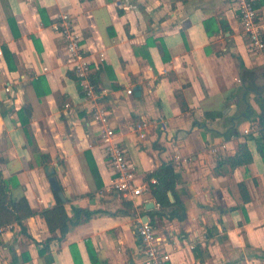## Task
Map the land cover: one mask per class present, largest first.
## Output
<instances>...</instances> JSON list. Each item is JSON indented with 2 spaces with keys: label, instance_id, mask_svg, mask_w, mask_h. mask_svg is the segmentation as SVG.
<instances>
[{
  "label": "crops",
  "instance_id": "1",
  "mask_svg": "<svg viewBox=\"0 0 264 264\" xmlns=\"http://www.w3.org/2000/svg\"><path fill=\"white\" fill-rule=\"evenodd\" d=\"M257 10L264 29V5ZM62 14L81 37L138 182L164 163L181 176L187 221L156 215L154 225L171 264H264V160L248 137L258 138L253 115L260 108L253 91L244 93L262 83L256 75L244 79L264 71V52L251 49L234 0H0V172L18 185L13 193L34 239L28 242L0 208V264H75L73 247L80 264H143L137 228L149 217L144 211L160 212L151 193L128 199L133 209L126 212L121 194L109 190L113 173L93 104L53 29ZM251 106L257 112L243 117ZM144 121L141 138L134 128ZM246 142L252 164L219 170ZM35 148L52 163L42 165ZM49 167L68 200L66 216L100 210L88 223L62 228ZM240 182L249 191L246 203Z\"/></svg>",
  "mask_w": 264,
  "mask_h": 264
},
{
  "label": "built area",
  "instance_id": "2",
  "mask_svg": "<svg viewBox=\"0 0 264 264\" xmlns=\"http://www.w3.org/2000/svg\"><path fill=\"white\" fill-rule=\"evenodd\" d=\"M234 4L251 49L257 53L264 52V29L259 21L254 0H234ZM53 29L65 40L68 65L78 80L85 98L93 104L92 119L94 123L99 125V138L113 173L109 190L118 192L127 200L142 196L145 192L151 193L150 186L157 184V179L152 178L143 183L138 182L136 167L129 160L127 151L118 142L112 125V114L104 93L100 91L93 78L91 63L86 56L81 37L74 28L71 16L68 14L60 15L54 23ZM7 91L9 92L10 89L7 88ZM127 93L132 95L133 90H128ZM146 126L147 123L144 121L134 128L141 138L146 136ZM247 133L249 130L246 131ZM177 160H180L179 156ZM155 206L161 210L160 204L156 203ZM137 234L141 243L143 264H171L170 255L163 250L162 239L158 236L150 220L140 223Z\"/></svg>",
  "mask_w": 264,
  "mask_h": 264
},
{
  "label": "trees",
  "instance_id": "3",
  "mask_svg": "<svg viewBox=\"0 0 264 264\" xmlns=\"http://www.w3.org/2000/svg\"><path fill=\"white\" fill-rule=\"evenodd\" d=\"M264 5V0L260 2L259 5L256 4L254 0V6L257 7ZM246 96H248L249 92L244 91ZM259 102L260 111L256 115H253L255 118V122L258 125V138H255L253 134H248L249 139L256 141L257 150L259 154L263 157L264 160V94L256 95ZM181 108L183 110H187L184 102H180ZM221 114L211 115L207 114L209 118H218L221 117ZM251 116V117H253ZM25 132L28 135L30 142H34V137L31 133L28 122H23ZM248 139V140H249ZM36 158L42 160V165H50L52 163V159L49 155H44L39 152L38 148L34 150ZM253 162V154L248 145V143H244L239 145L236 154L232 157L223 158L218 165V169L222 170L224 166H230L232 172L240 167H248ZM41 164V163H40ZM94 176L99 183L100 177L97 172L94 170ZM152 178L157 179V184L150 186V192L152 194L153 199L156 203L160 204L161 210L156 214H153L152 211H144L143 214H147L150 217V223L155 225V217L156 215L159 217H163L166 215L169 220H178L181 223H185L188 219L187 208L185 203L182 201L177 186L181 184V176L175 171L174 164L172 163H164L162 164L156 171L147 175V180H151ZM14 182V181H13ZM102 187L101 183L99 184ZM17 188L18 185L13 184L11 186L10 181L6 180L0 172V208L9 212L11 217V224H16L21 228V233L24 234L28 240V242H34V239L28 234L27 226L25 225V221L28 219L27 215H23L20 209V198L16 197L13 193L12 188ZM236 188L239 190L240 195L242 196V200L244 203L250 200L249 191L245 182H240L236 184ZM61 193L64 194L63 188L60 190ZM60 192H55L58 205L57 209L59 214H63L62 220V228L64 230H69L73 226H79L88 223L93 215L100 212V210H87V209H79L75 215L72 217H68L65 215L64 206L66 202L63 201L60 197ZM233 193V191H232ZM124 211L129 212L133 209V202L129 200H124ZM56 209V210H57ZM43 214V213H42ZM63 238L59 239L62 240ZM54 239H48L45 243H43V248L40 250V255L43 256L44 253L49 252L50 244ZM94 252L90 250V255L92 261L95 262ZM72 254L75 261V264H80V257L78 252L75 250V247L72 248ZM29 258L26 257L25 262L28 261ZM16 264V263H14Z\"/></svg>",
  "mask_w": 264,
  "mask_h": 264
},
{
  "label": "water",
  "instance_id": "4",
  "mask_svg": "<svg viewBox=\"0 0 264 264\" xmlns=\"http://www.w3.org/2000/svg\"><path fill=\"white\" fill-rule=\"evenodd\" d=\"M249 75H253V76L256 75L257 78H260L261 79L262 83H260L254 90H248L250 88L249 87L248 88L246 87L245 91H247V93L250 92V91L251 92L253 91L254 94H256V95H262V94H264V71L261 72L260 74H255V73H252V72H248L246 74L245 79H244L245 82H246V78H249L248 77ZM245 85H246V83H245ZM136 91L138 92V94H140L141 93V87L138 86L136 88ZM46 173H47L48 176H50V184L52 186V189L55 192H60V190H61L60 184H59L58 180L53 176L55 174V169L52 168V167H49V168L46 169ZM59 194H60V197L62 198V200L63 201H66V198H65L64 194L61 193V192ZM150 207L151 208H154V204L152 203V204H150V206H147V209L150 210ZM148 221H149V217L148 216H145L144 219L142 220V222H144V223L145 222H148Z\"/></svg>",
  "mask_w": 264,
  "mask_h": 264
},
{
  "label": "rangeland",
  "instance_id": "5",
  "mask_svg": "<svg viewBox=\"0 0 264 264\" xmlns=\"http://www.w3.org/2000/svg\"><path fill=\"white\" fill-rule=\"evenodd\" d=\"M250 104H252V103H250ZM255 108V106H251V107H249V109H248V112H246L244 115H243V117H248V119H249V117L251 116V115H253L254 114V112L257 110L256 108ZM257 112V111H256ZM247 113H249V115L247 116ZM255 129V125L253 124L252 125V127L249 129V130H254ZM123 198V197H122ZM124 200H126V199H124ZM160 223V222H159ZM160 226H162V223H160Z\"/></svg>",
  "mask_w": 264,
  "mask_h": 264
}]
</instances>
